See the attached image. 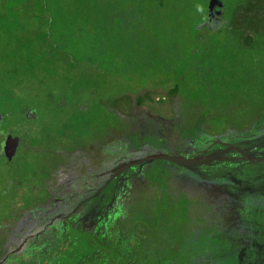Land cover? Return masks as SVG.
I'll use <instances>...</instances> for the list:
<instances>
[{
    "label": "rangeland",
    "instance_id": "374dc122",
    "mask_svg": "<svg viewBox=\"0 0 264 264\" xmlns=\"http://www.w3.org/2000/svg\"><path fill=\"white\" fill-rule=\"evenodd\" d=\"M210 1L0 0V264H237L228 184L264 234V0Z\"/></svg>",
    "mask_w": 264,
    "mask_h": 264
},
{
    "label": "trees",
    "instance_id": "16d2710c",
    "mask_svg": "<svg viewBox=\"0 0 264 264\" xmlns=\"http://www.w3.org/2000/svg\"><path fill=\"white\" fill-rule=\"evenodd\" d=\"M129 14L130 11L129 12L127 11L128 19L130 18ZM202 18L204 19V21L206 20L205 12L204 13L202 12ZM205 23L207 24V20L205 21ZM263 37L264 35L262 37H258L257 40L262 39ZM172 94H175V90L172 91ZM208 188H211V186H209ZM208 188L207 190H209ZM238 213L240 214L239 221H238ZM254 213H255L254 209L247 208V213H245V218H244L246 222H247L246 216H248V214L251 215V220L249 221L250 224L248 227L245 222L242 223V221H240L242 216L240 212L237 211L235 213V217L233 218L237 226V230L239 232V237H237L236 240V246L241 249V253L237 257V264H259L260 261H262V259L264 258V234H261L259 230V224L258 221L256 220ZM36 257L37 256L32 255L29 258L30 263L20 260L17 264H34L31 262V260Z\"/></svg>",
    "mask_w": 264,
    "mask_h": 264
},
{
    "label": "flooded vegetation",
    "instance_id": "af4514ba",
    "mask_svg": "<svg viewBox=\"0 0 264 264\" xmlns=\"http://www.w3.org/2000/svg\"><path fill=\"white\" fill-rule=\"evenodd\" d=\"M223 18H224V11L222 13L219 12L217 6H215L213 9H210V10L208 9V12L206 13V20H207V24L209 25L210 29L213 27H217V25L221 24V21H223ZM226 187L228 189V195H221V193L216 190L215 191L216 196L219 198L218 201H222L224 199H229L223 203L228 205L229 213L235 215V213H236V208H235L236 201L234 198V187H231L229 184ZM229 197H232V198H229ZM246 207L250 209L251 205L246 204ZM246 220H247L248 226H249V224H250L249 221L251 220L250 214H248V216L246 217Z\"/></svg>",
    "mask_w": 264,
    "mask_h": 264
},
{
    "label": "water",
    "instance_id": "95a60500",
    "mask_svg": "<svg viewBox=\"0 0 264 264\" xmlns=\"http://www.w3.org/2000/svg\"><path fill=\"white\" fill-rule=\"evenodd\" d=\"M215 6H217L219 12H221V13L223 12V10H224V6H223V4H221V3H219V2H217V1H215V0H211V1H210L209 6H208V9H209V10H210V9H213Z\"/></svg>",
    "mask_w": 264,
    "mask_h": 264
}]
</instances>
